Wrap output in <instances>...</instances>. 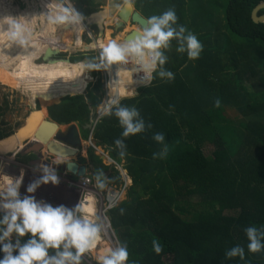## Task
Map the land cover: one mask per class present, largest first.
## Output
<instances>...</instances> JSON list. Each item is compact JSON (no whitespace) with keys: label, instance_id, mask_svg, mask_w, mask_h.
Listing matches in <instances>:
<instances>
[{"label":"trees","instance_id":"obj_1","mask_svg":"<svg viewBox=\"0 0 264 264\" xmlns=\"http://www.w3.org/2000/svg\"><path fill=\"white\" fill-rule=\"evenodd\" d=\"M68 1L82 17L99 6L96 0ZM263 1L227 0L220 25L208 15L204 2L133 0L135 10L145 19L174 10L176 26H183L186 34V13H190L202 50L193 60L187 51H177L178 41H170L163 50L167 59L162 67L173 78L159 76L158 65L148 86L110 109L114 113L118 107L135 108L144 121L142 132L121 136L123 129L111 114L93 127L95 146L106 148L118 165L124 160L131 180L125 200L107 213L118 246L127 248L126 264H264V249L249 252L244 232L249 225L264 231V124L255 119L264 115V24L251 20V11ZM258 15H264V9ZM83 59L95 64L92 53L69 58L73 64L43 62L47 78L39 82L53 84L52 97H64L47 107L50 120L57 125L77 123L86 140L104 90L99 80L87 87L90 76L82 64H74ZM26 69L30 78L43 73L38 68L33 76L31 65ZM89 69L92 76L99 75L97 67ZM106 70L109 89L112 79L124 85L112 89L106 103L135 90L137 84L131 83L130 73L118 70L115 76L110 65ZM80 85L87 87L85 95H77L82 93ZM6 110L5 103L0 107V140L11 134L1 121ZM157 133L163 135L162 141L153 139ZM117 139L122 148L114 144ZM203 148L210 150L208 156ZM87 157L94 179L98 173H113V167L103 166L92 148ZM6 178L0 175V184ZM110 179L113 182L112 174ZM116 182L120 183L117 175ZM13 238V242L18 239ZM19 239L24 243L27 236ZM154 241L160 246L159 253L153 251ZM233 246L243 248V259L225 256ZM55 251L50 249L49 255Z\"/></svg>","mask_w":264,"mask_h":264},{"label":"clouds","instance_id":"obj_2","mask_svg":"<svg viewBox=\"0 0 264 264\" xmlns=\"http://www.w3.org/2000/svg\"><path fill=\"white\" fill-rule=\"evenodd\" d=\"M50 5L51 11H49ZM132 6L133 0H123V7L130 9ZM115 7L119 8L121 5L117 4ZM46 9L42 15L51 26L67 28L80 25L83 20L68 0H50ZM3 22L7 25V29H3L7 39L22 49H29L32 34L27 29L25 20L8 17L4 18ZM176 25L177 17L172 9H167L159 15H152L145 20L143 27L131 39L123 43L109 40L107 44H101L100 65L88 63L87 67L107 68L112 64L132 63L143 70L146 79H151V74L159 65L161 70L158 75L167 76L171 80L173 74L163 70L162 67L167 59L163 50L169 48L170 41H178L180 46L177 51H187V56L193 60L199 57L202 50L196 35L191 32L186 34L183 26ZM89 47L94 45L89 44ZM30 54L34 55L27 52V55ZM132 71L135 72L136 69L133 68ZM124 94V92L120 93L121 96ZM115 102L110 99L103 106V113L117 118L123 129L121 136L128 137L142 132L144 121L139 118V112L135 108L118 107L114 113H111V105ZM153 139L157 142L162 141L163 135L157 133ZM114 144L117 148L123 147L119 139L115 140ZM120 154L123 155L122 152ZM42 172V176L26 186L27 193H34L41 184L56 185L59 182L54 169L50 170L45 166ZM102 175L103 173H98L95 177V187L100 190L105 188ZM20 183L19 180L6 178L0 184V210H3V215L0 216V254H2L0 264H80L81 255L99 238V226L92 218L85 215L92 212V204L89 203L87 207L78 204L75 209L63 205L53 207L43 201H37L32 195L21 197ZM244 232L248 240L249 252L255 253L264 249L262 243L264 231L249 225ZM13 234L18 238L14 242ZM25 236L27 239L21 243L19 238ZM50 249L56 250L54 255H49ZM160 250V246L154 241L153 251L159 253ZM225 256L243 259L244 250L240 246H233L226 251ZM127 260V248L120 246L110 250L108 255H101L99 264H126Z\"/></svg>","mask_w":264,"mask_h":264},{"label":"rangeland","instance_id":"obj_3","mask_svg":"<svg viewBox=\"0 0 264 264\" xmlns=\"http://www.w3.org/2000/svg\"><path fill=\"white\" fill-rule=\"evenodd\" d=\"M96 1L99 2V6L97 7L96 11H94L93 13H90V14L83 17V20L86 21L87 28L81 30L83 28V26H82V24L79 25V33H78V37H77V43H78V45H80V48L78 50L59 52L58 49L60 46L63 49V47H62L63 43L60 42V46L57 49V52H59V53L55 57L56 60H64V59L69 60V58H71L73 56H77V55L84 56V54H86L85 50L93 49L94 47H91V48L90 47H85V48L83 47L89 43V40H88L86 33H91L92 34V40H94L93 42H91L89 44L94 45L97 43V45L99 46L98 42L103 43V42H105V40H117V39L119 40L123 35L125 36L131 30L137 29V27L135 25H133V24L129 25L127 23L123 27V29H121L120 31H117L115 34H113V33L111 34V27L117 21L116 14H117V10L119 9V8L115 7V5L119 4L122 6L123 0H96ZM197 1L204 2L205 8L208 10V11H206V12H208V15L210 17H213V19L216 22L220 23L221 18L223 16V11H224L226 4H227V0H197ZM0 2H1L0 6H2V7H0V44L2 46V51L4 52V54L6 55V58H7V61L5 62V67L7 68V71H5V72H9L8 75L10 74V75L14 76V77L3 78L1 75H3V72H4L3 70L5 67L3 68L1 66V63H0V107H3L5 103L7 104V110L3 114L2 118H1L3 120H1V121L6 123V126L4 127L5 130L10 131V133H11L7 138L3 139L0 142V151H2V152H0V155L4 156V158H6L9 153H12L14 150H16L17 146L18 147L20 146V143H23V142L25 143L29 140H33L32 136L29 138H26V139H24V138L22 139L23 136H20L17 138H13L11 141L8 142V140L11 136H15V134H17L18 131L22 127H24L27 118L35 110H38L39 112L42 111L44 113L43 114V117H44L45 113H46V108L49 106L58 104L62 100V98L60 96L52 97L50 95L49 90L51 89L53 84L46 85V84L39 82L40 78L42 80L47 78V74L45 72V66L43 65L44 63L41 60V55H43V53L47 50V47L51 44L52 39H53V32L57 28V26L48 25L45 17L42 15L47 10L46 5L49 4L48 0H0ZM9 6H10L11 11L9 9ZM71 6H73V4H71ZM2 8L6 9L8 11L9 17L17 18V19L23 18L25 20V22L27 23L26 27L32 34L29 49L25 50V49H22L20 46L10 44L11 42L7 39V37H6L7 35L3 31V29L4 30L7 29V25L3 22L4 18H5V13L3 12ZM51 10H52V6L50 5L49 11H51ZM103 12H104V17L105 16L106 17L103 21L102 29L99 30L98 27L94 23L96 22L97 16ZM190 15L191 14L189 13V16H187V13H186V19L188 18L187 24L189 25V28H188L189 32L193 33L194 35H196V37H198V34H196L194 32L197 25L192 20L193 19L192 15L191 16ZM89 25H91V26H89ZM220 25H221V23H220ZM55 33H56L57 37L63 38L65 36V34H67V30H58ZM98 39H102V40L100 41ZM64 40L67 41L68 37H64ZM117 42L119 43L120 41H117ZM89 44H88V46H89ZM66 48H68V47H66ZM64 50H65V47H64ZM90 51L91 52H89V53H96L94 50H90ZM27 52L34 53V55L33 54L30 55V57H29L30 59H28V60H27V56H28ZM25 55H27V56H25ZM15 64H18V65L22 64L23 67H21L20 69H17L15 67ZM71 64H73V63H71ZM74 64H82V61L79 63H74ZM28 65H31V67H32L31 71H32L33 76L36 75L38 68L43 70V73H41L40 76L36 77V78L28 77L26 75V72H27L26 68ZM82 65L84 66V68L88 72V68L86 67V65H84V64H82ZM12 67H14V68H12ZM20 76H25L27 78V80H28L27 86L31 90L30 94H28V92L24 91L26 89V87H25L24 83L22 84V81L20 80ZM18 77H19V79H18ZM97 80H98L97 78L94 79L93 77H91L90 82H89L87 87L91 88L96 83ZM99 81H100V83H102V79H100ZM112 82H113V79H112ZM103 83H104V81H103ZM103 83H102V86L104 87L103 88L104 89L103 99H104L105 97H107L108 88H107V85L105 83L104 84ZM135 83L137 84V82H135ZM138 83H139V81H138ZM120 85H122V84H120ZM246 86L248 87V84H246ZM87 87L80 85L79 89H80V91H82V93L77 94V95H85ZM133 92H135V91H133ZM133 92L131 93V95H128L126 97H120V99L130 98V97L134 96ZM72 96H76V95H72ZM57 99H59V100L57 101ZM33 101H34V103H33ZM247 119L248 118H245V121ZM255 119L257 121H259L260 123L264 124V115L263 116H255ZM81 136H82V134H81ZM91 143H93V142L91 141ZM89 148H91L90 144H88L87 141L84 140L82 142V146H81V148L79 150L80 152L78 154L80 156V158L83 159L84 163L87 162V164H86L87 166H88V164H90L88 157H87V150ZM99 150H100V152H103L102 154L106 155V151L104 149H101V148L97 149V147H96L95 151L93 150V155L99 157L100 156ZM203 152L206 156H208L210 154V150L207 148H203ZM49 157H51V156H49ZM78 157H73V158H69V159L65 158V160L56 159V161L57 162H66V161H73V160L78 161V159H77ZM0 163H4L2 158H0ZM101 163H102V165H105V166H111V167L114 166V168L117 169L118 171L121 168H125V166L120 167L119 165L115 166L114 164L108 163L106 161V159H103L101 161ZM13 166L14 165H8L7 168H5L6 172H7L6 174H9L11 176H16V175H14L15 171L12 168ZM121 174L123 176V179H125V177H127L126 171L123 170L121 172ZM23 177L24 178L22 181V187H25V183L27 182V180L29 181V178H31V176L26 171L23 174ZM89 179H90V177H89ZM109 181L111 182V179ZM104 183L106 185L108 184V183H106V181H104ZM129 186H130V184L128 186H126L125 192L123 191V193L120 195L119 199H121L122 197L126 198L127 189ZM57 188H59L57 191H58L59 195L61 196V201H63L64 205H67V204H69L70 206L74 205L75 202L78 199H80L81 195H80L79 189H78L79 190L78 191L75 189L66 190V188H63V187L62 188L57 187ZM115 189L117 190V188H115ZM60 190H62L63 192L60 193L59 192ZM96 191L100 192L103 195V194H105L104 192L106 190H104V189L100 190V189L96 188ZM92 201H93L92 198L88 199L87 203L89 202L92 204ZM119 202H120V200H119ZM194 202H196V200H194L192 198L190 203L194 204ZM105 216H106V218L108 217V215H106V213H105ZM107 219L109 220V218H107ZM105 232L107 235L100 234L102 239L99 237L96 240V242L94 244V245H96L95 246L96 248H94L93 247L94 245H93L90 253L87 252V253H83L81 255L80 264H99V257L101 255H106L104 252V248H106L108 246L109 248H111L110 250H112V249L119 247L117 240H116V237H115V234L112 231V229L110 228V224H109V228ZM107 243H108V245H107ZM98 246H99V248H98ZM72 251H75V250H72Z\"/></svg>","mask_w":264,"mask_h":264},{"label":"crops","instance_id":"obj_4","mask_svg":"<svg viewBox=\"0 0 264 264\" xmlns=\"http://www.w3.org/2000/svg\"><path fill=\"white\" fill-rule=\"evenodd\" d=\"M104 19H105V17H103L102 18V20L100 21V24H101V26H103V21H104ZM127 24V23H126ZM85 25H86V28H87V24L85 23ZM91 26V25H90ZM132 31V30H131ZM130 33V32H129ZM111 34H112V32H111ZM114 34V33H113ZM110 36V35H109ZM109 38V37H108ZM100 41L102 40V39H99ZM90 50L89 49H87V50H85V52H89ZM99 51H101V50H99ZM90 54V53H89ZM85 56V55H84ZM28 60V59H27ZM84 60V59H83ZM82 60V61H83ZM86 60V59H85ZM27 62V61H26ZM81 62V61H80ZM83 64V63H82ZM112 66H113V64H112ZM86 67H87V65H86ZM88 68V67H87ZM88 72H89V74L92 76V74H91V72H90V69L88 68ZM97 74H99V69H98V71H97ZM108 76H109V73H108ZM98 80H100V79H102V76H101V74L98 76V75H96L95 76ZM110 77V76H109ZM97 80V81H98ZM116 82L115 81H113L112 83H111V85H110V88H112V89H115V88H117V86H119V87H123L124 85H120V84H115ZM112 86V87H111ZM68 89H70V87H67ZM107 88H108V93H107V96H108V94L111 92V90L112 89H109V86L107 85ZM78 89H79V87H78ZM80 90V89H79ZM138 94V93H137ZM136 96V95H135ZM130 98H132V97H130ZM63 99V98H62ZM103 99V98H102ZM59 99H57V101H58ZM122 99H120L114 106H112L111 107V109L113 108V107H115L120 101H121ZM102 104H103V100H102ZM105 104H106V101H105ZM56 105V104H55ZM44 109V108H43ZM47 109V108H46ZM103 109V106H101V108H100V111ZM44 111V110H43ZM105 115V114H104ZM103 115V116H104ZM103 116H101L100 118H102ZM99 118V119H100ZM43 119L44 120H50V118L48 117V115H47V111H46V113H45V116L43 117ZM42 119V121H44ZM98 119V120H99ZM1 120H3V119H1ZM97 120V121H98ZM96 121V122H97ZM5 123V122H4ZM75 125L77 126V130H78V133H79V136H80V139H81V141L83 142L85 139H83L82 138V136H81V132L79 131V129H78V125H77V123H75ZM66 125H59V128L61 129V131L63 132L65 129L63 128V127H65ZM62 129H64V130H62ZM7 138V137H6ZM4 139V138H3ZM3 139H1L0 140V142L3 140ZM87 140V139H86ZM26 141V140H25ZM91 141H92V137H91ZM93 142V141H92ZM93 144V146H95V144L94 143H92ZM95 147H97V149H104L105 151H106V155H104V154H102L103 152H100V150H99V153H100V155H104L105 157H108L109 158V155H108V151L106 150V148H104V147H102V146H95ZM80 150V149H79ZM95 151V150H94ZM0 152H2V151H0ZM80 152V151H79ZM79 152L77 153V155L75 156V157H78L79 155ZM9 155V156H8ZM7 155V157L6 158H4V156H2V155H0V158H2V160L4 161V163H0V175H3L4 177H9V178H12L13 180H19V181H21V183H20V188H19V191L22 193H24V195H32V196H34L35 197V199L37 200V201H45V203H48V204H50V205H52L53 207H55V206H60V205H63L64 207H66V208H71L72 209V207H74L75 206V204L77 203V201L75 202V204L74 205H69V204H67V205H64V203H63V201H61V196L59 195V193H58V189L59 188H57V187H60V188H66V190H68V189H75V190H80V195H81V190H83L80 186H79V184H80V181H81V179H77L74 175H70L68 172H66V171H60L61 173H57L56 175H57V177H58V183L56 184V185H53V184H51V183H49V184H47V185H44V184H41L36 190H35V192L34 193H27V192H25L24 190L26 189V186L29 184V183H31V182H33V181H35V180H37L40 176H42L43 175V172H42V168L43 167H45V166H47V167H49V169L50 170H52V169H54V170H56V166L58 165V164H61V163H66V162H57L56 161V159H58V158H56V157H53V156H51V157H49L50 155L49 154H47V152L45 151V148L43 147V146H40V145H37L36 143H34L32 140H29V141H27V142H23V143H20V146L18 147L17 146V148H16V150H14L12 153H9ZM99 158V157H98ZM25 159V160H24ZM67 159V158H66ZM78 159V161H76V160H73L72 162H74L75 164H77V166L78 167H80V166H83L84 168H85V175H84V177L85 176H89L90 177V179H91V181H92V184H94V187H95V183H96V181H95V179L92 177L93 175H92V166H91V164H88V166L86 165L87 164V162L86 163H82V162H80L79 161V159H80V156L77 158ZM100 161H102V160H100ZM113 161V160H112ZM102 164V163H101ZM112 164H114L115 166H117L118 164H116L114 161H113V163ZM8 165H14L12 168H13V170L15 171V174L14 175H16V176H11V175H9V174H6L7 172H6V169L5 168H7V166ZM103 166H105V165H103ZM119 166L120 167H124V166H126L125 165V163H124V160H121L120 162H119ZM88 167V168H87ZM125 171V169L124 168H121L119 171L117 170V169H115L114 168V166H113V173H112V171L111 170H108L106 173H104L103 174V181H106V183H108L107 185L105 184V188H104V190H107V189H109V188H112V189H115V188H117V190H119L120 191V195L123 193V191L125 192V188H126V186H128L129 184L131 185V180H130V178L127 176V177H125V179H123V176H122V174H121V172L122 171ZM28 172L29 174H30V176H31V178H29V181L27 180V182L25 183V187H22V181H23V174L25 173V172ZM116 173V174H115ZM113 175V182H110L109 180V178H110V175ZM116 175L117 176H119V178H120V183L118 184L117 182H116ZM83 177V178H84ZM76 178V179H75ZM122 185H125V187H124V189H121V186ZM57 188V189H56ZM78 190V191H79ZM96 190V189H95ZM60 193L61 192H63L62 190H60L59 191ZM97 192V191H96ZM106 192V191H105ZM104 192V193H105ZM98 194H101L100 192H97ZM79 195V196H80ZM102 195V194H101ZM104 195V194H103ZM78 198V197H77ZM123 198V199H122ZM121 199L122 200H125V198L124 197H122ZM121 199H119L120 200V202L122 201ZM119 202V201H118ZM118 204V203H117ZM0 215H3L2 213H0ZM14 237V235L12 236V240L14 239L13 238ZM99 244V243H98ZM96 248V247H95ZM98 248H99V246H98ZM72 250H74V249H72ZM86 253H87V251H86Z\"/></svg>","mask_w":264,"mask_h":264},{"label":"water","instance_id":"obj_5","mask_svg":"<svg viewBox=\"0 0 264 264\" xmlns=\"http://www.w3.org/2000/svg\"><path fill=\"white\" fill-rule=\"evenodd\" d=\"M262 9H264V1L256 5L251 11V20L254 24H264V15H258V12ZM116 17L117 22L115 23L113 29L114 31L118 30L123 25V23L127 22L135 25L139 30L143 27L146 20L140 15L139 11L133 9V7L128 11H125L124 7H122L118 10ZM81 24L84 25V28H86L85 23L81 21ZM135 33V31H130V33L124 36L123 41L131 39L135 35ZM58 53L59 52L57 51L47 49L43 53V55H41V60L45 64L58 62V60H56L55 58ZM61 61H65L68 64H71L68 59H64ZM82 63L84 65H87V61L85 59L82 61ZM135 95H137V92ZM118 100L119 98H115V101ZM103 115L104 113L102 109L96 116L94 124L86 140L93 150H96V147L91 143L92 130L94 125L96 124V121ZM63 128L65 130L62 129L64 130L62 132L59 128V125H57L55 122L51 120L41 121L32 134V141L37 145L43 146L47 154H49L50 156L56 157L61 160H65V158H73L79 152V149L82 146V141L80 139L75 123H70ZM99 159H106L108 163H113L110 158L105 157L104 155H100ZM63 170L68 172L70 175H74L77 179H81L85 175V168L83 166L78 167L77 164L72 161H67L63 165Z\"/></svg>","mask_w":264,"mask_h":264},{"label":"built area","instance_id":"obj_6","mask_svg":"<svg viewBox=\"0 0 264 264\" xmlns=\"http://www.w3.org/2000/svg\"><path fill=\"white\" fill-rule=\"evenodd\" d=\"M89 50H94L96 52V53H92V55L95 57V64L100 65V63H101L100 51L97 50L96 47H94L93 49H89ZM89 52H91V51H89ZM133 68L136 69L135 72L132 71ZM97 69H99V75L101 74V76H102V83L104 81V83L107 85L109 83L110 77L108 76V72H107L106 68L104 69V67H97ZM119 69H121L127 73H130V80H131V83H133L134 85H135V82L139 81V83H137L138 85H136V88L134 90L135 91L133 94L134 96H135L136 92L141 87L148 86L150 81H151V79L145 78V73L143 72L142 69L139 68L138 65H134L132 63L114 64L113 73L115 74V76L117 75ZM87 73L90 76V78L93 77L94 79H96L95 76H91L89 74V72H87ZM89 82H90V80H89ZM102 88H104V87L102 86ZM134 96H132V97H134ZM107 98H108V96L103 99L102 106L105 105V101L107 100ZM119 100H120V97H119ZM118 101H116L114 104H112L111 107L114 106ZM79 186L83 190H81L80 199L77 200V203L75 204V206L72 209H75L78 204H83L85 207H87L89 204V202L87 203L88 199L92 198V200H93L92 201V209L93 210L90 214H85V215H88L90 218H92L93 222L99 226V228H100L99 237L101 238L100 234L107 235L105 231L109 228V224H110L109 220L107 219L108 217L106 218V216H105V213H106V215H108L107 214L108 211L117 205V203L119 201V197H120V191L116 190V189L109 188L106 190L104 195L98 194L95 190L96 187H94V184H92L91 179H89V177H87V176H85L84 178L81 179ZM124 187H125V185H122L121 189H124ZM20 194H21V197L24 196L23 192L22 193L20 192ZM0 213L3 214V210H0ZM95 246L96 245H94L93 247L95 248Z\"/></svg>","mask_w":264,"mask_h":264},{"label":"bare ground","instance_id":"obj_7","mask_svg":"<svg viewBox=\"0 0 264 264\" xmlns=\"http://www.w3.org/2000/svg\"><path fill=\"white\" fill-rule=\"evenodd\" d=\"M1 3V2H0ZM2 7V6H0ZM123 7V5L121 7H119V9H121ZM132 8V7H131ZM130 8V10H131ZM3 9V12L5 13V18H8L9 17V13L6 9L2 8ZM9 9H10V6H9ZM8 9V10H9ZM118 9V10H119ZM117 10V12H118ZM124 10L125 11H128L129 8H125L124 7ZM11 11V9H10ZM104 17V12L99 14L97 16V19H96V26L98 27L99 30L102 29V26L100 24V21L102 20V18ZM106 17V16H105ZM94 20V19H93ZM95 21V20H94ZM128 23V22H127ZM58 30H67V34L65 35H70L71 37V45H70V51L72 50H76L77 46H78V43H77V37H78V33H79V25H76V26H70V27H61V26H57L56 31ZM138 30H135V32H137ZM54 32V37H53V40L51 42V44L47 47V49H50V50H54L56 51L57 50V47L61 41L62 38H59L56 36V33ZM7 37V36H6ZM12 45H16V44H13V43H10ZM18 46V45H16ZM7 61V58H6V55L4 54V52L2 51V46L0 44V63H1V66L4 68L5 67V62ZM15 67L17 69H20L21 67H23L22 64L18 65V64H15ZM14 68V67H12ZM4 71V72H3ZM3 75H1L3 78H8V77H14L13 75H8L9 72H5L7 71V68L5 67L4 70H3ZM19 79V77H18ZM20 80L22 81V84L24 83L26 89L24 91L28 92V94L31 93V90L28 88L27 86V78L25 76H20ZM10 83V82H9ZM43 112L42 111H38V110H35L26 120V123L24 125V127H22L17 134H15V136H11L8 140L11 141L13 138H17V137H20V136H23L22 139H26V138H29L32 136L33 132L35 131L37 125L42 121V118H43ZM7 142V141H6ZM108 245V243H107ZM92 248V247H91ZM91 248L87 250V252L90 253L91 251ZM111 248H109L108 246L106 248H104V252L106 255L109 254V251H110Z\"/></svg>","mask_w":264,"mask_h":264},{"label":"flooded vegetation","instance_id":"obj_8","mask_svg":"<svg viewBox=\"0 0 264 264\" xmlns=\"http://www.w3.org/2000/svg\"><path fill=\"white\" fill-rule=\"evenodd\" d=\"M133 7V9H135L134 8V6H132ZM82 22L83 23H86V21H84V20H82ZM117 22V21H116ZM115 22V23H116ZM115 23L112 25V27H111V32L112 33H116L117 31H120L121 29H123V27L126 25V23H123V25L118 29V30H116V31H114L113 29H114V26H115ZM95 25H96V23H94ZM128 24L129 25H131V23H129L128 22ZM83 26V28L81 29V30H83L84 29V25H82ZM90 26V25H89ZM80 30V31H81ZM137 30V29H136ZM132 31H134V30H132ZM55 32V31H54ZM54 32H53V37H54ZM86 35H87V37H88V40H89V43H91V42H93L94 40H92V34L91 33H86ZM44 36V35H43ZM64 37H68V40L67 41H65L64 40ZM62 39H61V43H63V49L61 48V46H60V43H59V45H58V47H59V49H58V47H57V49H58V51L59 52H67V51H70V45H71V37H70V35H65ZM123 38H124V35L118 40H115V41H120L119 43H123L124 41H126V40H124L123 41ZM53 40V39H52ZM99 40V39H98ZM109 40H105V42H103V43H101V42H98L99 43V46L97 45V43L96 44H94V47H96V49L97 50H101V47H100V45L101 44H107V42H108ZM88 43V44H89ZM88 44L86 45V46H83L84 48L85 47H89L88 46ZM64 47H65V50H64ZM66 47H68V48H66ZM80 48V45H78L77 46V48H76V50H78ZM57 51V50H56ZM89 54V52H86V54H84L85 55V57H86V55H88ZM113 67H114V64H113V66L112 65H110V69L111 70H113ZM119 70H121V69H119ZM65 163H61V164H58L57 166H56V170H55V173L57 174V173H61L62 171H64L63 170V165H64ZM61 171V172H60Z\"/></svg>","mask_w":264,"mask_h":264}]
</instances>
